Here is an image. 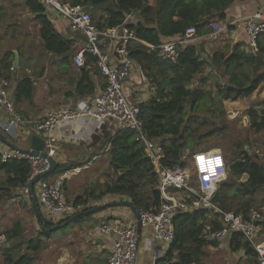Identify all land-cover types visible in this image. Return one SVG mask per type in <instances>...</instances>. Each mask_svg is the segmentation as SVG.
Segmentation results:
<instances>
[{
    "label": "trees",
    "instance_id": "1",
    "mask_svg": "<svg viewBox=\"0 0 264 264\" xmlns=\"http://www.w3.org/2000/svg\"><path fill=\"white\" fill-rule=\"evenodd\" d=\"M60 1L84 8L99 30L120 26L127 14L135 13L139 18L136 24H128V29L144 45L131 43L129 57L140 68L142 75L150 79L154 93L147 101L136 105L139 109L142 133L160 145L164 166L185 167L186 151L192 155L211 149L210 146H202L213 137L224 136L229 129L222 102L247 98L264 82V36L258 38L254 52L246 53L240 49L241 44H235L230 54H214L211 59L217 68L214 94L205 88L206 83L213 78L210 75L202 77V86L187 89L197 76L203 74L207 66L206 61L200 57L201 45L200 50L194 45L179 46V58L176 63L160 60L156 52L145 46H158L162 38L181 37L185 30L191 27L195 29L196 35L200 34L209 21H197L198 15L194 14V5L204 0H157L153 7L147 4V0ZM229 2L230 0H222L221 3L209 5V8L219 7L223 12ZM26 5L36 15L40 26V49L43 54L52 53L69 59L74 53L72 43L56 33L41 3L38 0H26ZM202 7L201 14L207 9V5L202 3ZM176 16L181 18L180 22L174 20ZM8 57L9 55H4L0 61V76L5 79H9L8 71L11 67ZM86 57V65L81 68L84 74L76 88V93L80 96L93 92V84L89 81L83 84V78L87 75L86 67H95L96 59L90 55ZM32 93L31 81L23 79L17 85L15 97L18 100L29 98ZM257 105L264 107V101ZM246 115L249 128L255 134L261 135L264 146V118L253 108L248 109ZM101 130L102 137L93 135L92 142H101L109 171L103 184L93 189H85L82 195L73 200L72 205L75 208L82 207L81 211H85L91 208L89 205L110 196L129 201L138 211L157 210L162 203L157 190L158 176L145 155L144 145L139 140L138 133L132 130H118L112 134L107 132L104 126ZM245 146L248 150H245ZM224 151L225 155H229L227 176L219 184L220 199L215 205L221 212L233 213L246 219L251 210L264 204V197L259 201L256 199L258 194L264 195V162L252 152L248 138L237 139ZM77 166L73 163H57L55 171L43 180H49ZM30 171L28 160L13 159L3 162L0 154V203L16 197V190L27 184ZM244 175L247 179L242 181ZM34 196L36 197L35 189ZM38 208L41 211L39 204ZM30 211L36 217L31 201ZM41 217L46 229L55 225L47 221L42 214ZM219 218L218 214L206 210L176 215L173 219L175 239L154 264H202L206 257L205 249L210 246L204 240V231L206 227L212 230L221 229ZM66 219L58 221L57 224ZM260 225L264 230V222ZM22 233L20 222L14 223L4 231L6 242L10 244L7 248L0 249L2 264H33L40 249V241L37 237L25 243L22 241ZM51 233L38 230L39 236L47 237ZM25 244V255H22ZM227 247L233 253L244 251L252 264H259L257 254L241 233L230 234ZM29 251L32 255H29Z\"/></svg>",
    "mask_w": 264,
    "mask_h": 264
},
{
    "label": "crops",
    "instance_id": "2",
    "mask_svg": "<svg viewBox=\"0 0 264 264\" xmlns=\"http://www.w3.org/2000/svg\"><path fill=\"white\" fill-rule=\"evenodd\" d=\"M156 1L147 0V4L153 7ZM263 1L230 0L223 12L219 7L217 9L209 8V5L216 2L221 3L222 0H204L194 5V14L198 15L197 21L204 22L208 20L209 22L195 38L182 41L179 46L194 45L200 50L201 45L200 57L206 61L207 66L203 74L197 76L187 86V89L202 86L200 83L202 77L210 75L213 78L206 83L205 88L214 94L215 80L217 78V68L211 62L214 54L218 56L222 53L230 54L235 44H241L240 49L246 53L254 52L248 49L249 39L244 29V19L260 9ZM202 3L207 5V9L205 8L201 14L200 11H203ZM45 14L52 23L56 33L72 43L74 53L84 46L85 40L78 34L72 33L68 23L63 18L58 16L53 10H45ZM174 20L180 22L181 18L176 16ZM138 21L139 18H137L135 13H132L130 24H136ZM214 21H221L224 26L223 32L216 37H213L209 26ZM39 28L36 15L29 10L26 0H0V61L4 55H9L8 60L11 61L10 65L13 67L14 55L16 54L17 56L18 67L13 72L8 71L9 79L7 80L10 82L9 98L13 103L15 113L22 117V126L28 133L30 132V137L35 134L31 130L47 113L62 107H69L77 113L82 105L91 104L106 85L105 78L98 72L96 65L95 67L89 65L85 69L87 75L83 78V84L84 82H91L93 84V92L82 96L78 95L76 88L84 73L81 72V68L76 67L72 63L71 57L74 53L69 59L66 56L52 53L43 54L40 49ZM179 38L180 36L162 38V42L179 40ZM23 79L31 81L33 93L29 98L18 100L15 97V91L18 83ZM150 82V79L144 77L140 68L132 61L131 73L123 85V91L128 102L137 104L147 101L154 93V88ZM262 101H264V82L249 97L237 100H224L222 103L229 117L248 118L246 111L250 108L256 110L257 107H260L257 104ZM8 119L9 116L6 111L0 108V123H4ZM102 126L105 127L107 132L113 134L114 131H112L108 123L99 125L92 119L82 117L72 123L60 125L51 132L52 136L56 138L59 147L55 157L56 163L64 165L73 163L78 166L87 165L86 170L71 177L64 183L63 197L65 201L66 199L70 201V204L73 203L77 196L82 195L87 187L93 189L91 184L95 188L103 184L104 177L109 171L105 150L101 149V142H92L93 135L102 137ZM30 137L22 139L29 138L30 140ZM257 137L259 138L261 135L257 134ZM261 147L264 149V146ZM8 149L7 146L0 143V152ZM253 152L261 158L258 150ZM246 179L247 176L244 175L241 180L245 181ZM16 192L19 193V190ZM35 193H37L36 189ZM258 197L260 199H257ZM263 197L264 195L260 193L256 196V199L259 201ZM116 201L127 200L107 196L95 205ZM255 209H264V204L260 208ZM40 213L47 221L58 225L57 222L60 221V217L48 214L42 209ZM134 223V217L128 208H113L94 214L90 218L77 223L69 224L52 233L50 232L51 234L47 237L39 236L38 229H36V233L34 232L35 236L25 239L22 237L23 240H21L28 243L38 237L41 245L33 264H107L113 249L115 233L102 235L95 230V227L99 225L119 227ZM37 224L38 228L41 229L38 221ZM0 236L4 235L1 234ZM257 242H264V230L261 225H259L257 230ZM9 244L6 242L4 245H0V249L3 247L7 248ZM25 247L26 244L23 245L22 255H25ZM224 249H226L228 254L233 253L228 250L227 243ZM154 253L155 245L151 239L150 231H142L138 251V264H150ZM235 253L232 255L239 262L249 259L245 256L244 251ZM29 255H32L30 251ZM230 258L232 257L228 255L226 260H230ZM222 260L224 261V259Z\"/></svg>",
    "mask_w": 264,
    "mask_h": 264
},
{
    "label": "built area",
    "instance_id": "3",
    "mask_svg": "<svg viewBox=\"0 0 264 264\" xmlns=\"http://www.w3.org/2000/svg\"><path fill=\"white\" fill-rule=\"evenodd\" d=\"M45 10H53L63 18L72 33L78 34L85 40L84 46L71 57L72 63L82 68L86 65L90 55L96 59L98 72L105 78L106 85L103 91L93 99L91 104L82 105L76 113L69 107H62L47 113L31 130L44 140V153L54 158L59 147L56 138L51 132L58 126L72 123L82 118L96 121L99 125L108 123L112 131L132 130L138 133L139 140L144 145L145 155L153 165L158 176L157 190L161 195L162 203L157 210L139 211L141 215L142 231H150L155 245V253L150 264H154L170 247L175 239L173 219L180 213L206 210L220 216L222 228L212 230L206 227L204 240L209 248L220 250L232 233H241L250 243L257 254L259 264H264V242H257V230L264 222V209L251 210L246 219L233 213L221 212L212 201L219 184L226 179L227 165L218 150L197 152L191 157V167L185 165L164 166L163 153L160 145L150 140L142 133V123L139 109L136 104H130L124 94L123 85L131 73L132 60L129 57V45L140 42L132 31L128 29L131 14L125 16L124 22L115 28L99 30L91 21L89 13L80 6H71L61 3L60 0H38ZM213 37L219 36L224 26L221 21L209 24ZM244 29L249 39V47L255 51L257 40L264 36V1L260 9L244 19ZM196 37L194 28L185 30L179 40H169L158 46L147 45L151 51L157 53L160 60L176 63L179 58L178 46L182 41ZM143 44V43H142ZM144 45V44H143ZM14 67L9 71L13 72ZM10 82L0 76V108L9 116L8 121L0 123V131L12 142L14 139L30 137L22 126V117L15 113L13 103L9 98ZM20 125V126H19ZM113 132V133H114ZM3 162L7 160H28L31 171L29 181L39 173L48 169V162L40 158L24 156L8 149L0 152ZM56 161V160H55ZM87 169V165L77 166L65 170L52 180H40L34 187L37 190L36 198L41 209L48 214L60 217V220L81 212L82 207L75 208L67 204L63 197L64 183L71 177ZM27 184L19 188L18 201L29 199ZM95 230L102 235L115 233L113 249L107 264H133L135 253V225L108 226L99 225ZM6 239L0 236V245Z\"/></svg>",
    "mask_w": 264,
    "mask_h": 264
},
{
    "label": "rangeland",
    "instance_id": "4",
    "mask_svg": "<svg viewBox=\"0 0 264 264\" xmlns=\"http://www.w3.org/2000/svg\"><path fill=\"white\" fill-rule=\"evenodd\" d=\"M226 120H227L228 128H229L227 129L226 134L224 136H217V137L211 138L210 141H207L204 144V146H202V148L205 146H210L211 149H208L207 151H210V150L220 151L226 162V160H228L227 157H229V155L228 154L225 155L224 149L230 147V145L236 142L237 139L243 140V139L248 138L252 152L255 150H258L259 153L261 154V159H263V162H264V149L261 147L263 146L262 140L260 137L258 138L257 134H255L249 128V119L242 118V117L232 118L226 114ZM205 130H207V128ZM12 143H14L15 146L20 149H28L31 145L29 138L14 139ZM190 158H191V155L188 154V152H185L184 161L186 162V165L188 167H191ZM93 188H95V186ZM15 195L16 197L14 199L3 201L0 203V235L3 234L4 231H6L7 229L11 228L14 223L20 222L24 229V234L22 235L24 239L35 236V233L37 231L36 229L39 230V228H38V224H37L35 217L30 211V200L24 199V201H18L17 198L20 196V193L16 192ZM257 199H260V198L258 197ZM69 202L70 201L66 199V203L70 204ZM97 205H100V204H97ZM89 206L94 207L96 205L91 204ZM253 210H257V209H253ZM205 252H206V257L204 258L202 262L203 264H222V263L223 264H252V262L249 260H246V261L242 260L241 262H239V260L237 261V258H235L234 255H232L233 253L228 254V252H226V249L224 248L220 250H216V249H212V248L210 249L207 247L205 249ZM228 255L232 257L230 258V260L229 259L226 260V257ZM222 259H224V261Z\"/></svg>",
    "mask_w": 264,
    "mask_h": 264
},
{
    "label": "water",
    "instance_id": "5",
    "mask_svg": "<svg viewBox=\"0 0 264 264\" xmlns=\"http://www.w3.org/2000/svg\"><path fill=\"white\" fill-rule=\"evenodd\" d=\"M251 51V48H248ZM13 67L17 68L18 67V59L16 54L14 55V60H13ZM256 112L264 118V107L260 106L256 108ZM0 143L3 145L7 146L8 148L18 152L21 155L24 156H31L34 158H40L43 160H46L48 162V169L39 173L38 175L34 176L29 183L27 184L28 188V193L30 196V201L34 207L35 211V216L36 219L40 225L41 231L43 232H53L59 229H62L66 227L69 224H72L80 219H83L87 216H92L94 214L100 213L102 211L108 210V209H113V208H128L131 212V214L134 217V225H135V253H134V262L133 264H138V251L140 247V242L142 238V226H141V215L140 212L133 207V205L129 201H116V202H110V203H103L101 205H96L94 207H91L85 211H81L79 213H76L66 219L63 223L52 226L48 229L44 227L43 220L41 217L40 210L38 208L37 200L36 197L34 196V185L42 180L45 176L52 174L55 169H56V161L54 158L48 157L46 153H44L45 149V143L44 140L37 136V135H32L30 137V148L28 149H20L15 146L14 143L9 141V139L2 133L0 132ZM245 150H247V147H245ZM91 187L93 188L94 185L91 184ZM220 199V188L218 187L212 201L214 203H217Z\"/></svg>",
    "mask_w": 264,
    "mask_h": 264
}]
</instances>
